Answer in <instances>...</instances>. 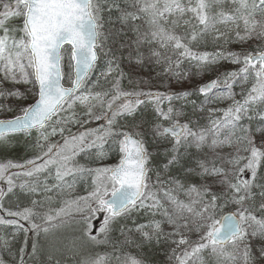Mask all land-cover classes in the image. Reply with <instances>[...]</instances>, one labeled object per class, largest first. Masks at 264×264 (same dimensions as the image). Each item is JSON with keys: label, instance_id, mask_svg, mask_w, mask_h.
I'll return each mask as SVG.
<instances>
[{"label": "snow or ice", "instance_id": "6c2138e0", "mask_svg": "<svg viewBox=\"0 0 264 264\" xmlns=\"http://www.w3.org/2000/svg\"><path fill=\"white\" fill-rule=\"evenodd\" d=\"M234 43L250 47L235 51ZM101 59L105 68L94 77ZM122 63L155 64L169 81L217 75L193 91L145 90ZM19 84L32 88L21 92ZM193 95L204 98L200 105ZM0 98L33 100L0 103L5 113L19 110L0 119V147L35 133L32 157L0 163V226L13 227V239L34 233L33 259L63 264L54 255L60 229L79 225L91 244H108L113 225L144 212L148 223L120 228L123 243H112L110 255L85 254L75 242L67 252L76 264H146L124 246L165 241L175 245L174 264H264V0H0ZM222 101L231 103L209 108L207 124L193 120L205 104ZM93 121L104 123L86 127ZM150 144L167 145L164 172L196 150L183 181L153 172ZM112 151L113 165L77 159L99 163ZM82 181L87 195L64 198ZM50 194L62 206L52 208ZM9 196L16 210L5 206ZM97 213L105 214L103 238L92 234ZM0 247L10 241L0 236ZM27 255L25 240L18 264H31Z\"/></svg>", "mask_w": 264, "mask_h": 264}, {"label": "rangeland", "instance_id": "374dc122", "mask_svg": "<svg viewBox=\"0 0 264 264\" xmlns=\"http://www.w3.org/2000/svg\"><path fill=\"white\" fill-rule=\"evenodd\" d=\"M17 23H19V22H17ZM129 35L131 36L130 33H129ZM229 47L232 50L241 51L242 47L243 48H249L250 45H243L242 46L240 44L234 43V44L230 45ZM209 50H211V49H209ZM124 65L126 66V67H124L125 73H132L133 74L132 78L134 79V77H135L134 73H133L134 70L132 68H130L127 65V63H124ZM147 65H148V68L151 67V76L152 77L149 78V79H151V82L148 84V87H150V88H147L145 90L151 89V90H154V91L158 90V91H161V92H167L165 90H167L166 86H168L169 83L174 84L175 87H178V86H183V85L188 86V84H190L191 81H193L196 84V85L195 84H191V88L194 87V90H195L198 87L202 86L204 83H207L209 80L214 79L215 76L217 75L216 72H211V73H207V74H199V75H190L189 79H187V80L178 82L177 80L172 79L171 81H174V82H169V79L166 76L160 75V73H161V67L160 66H157L155 64H147ZM97 67L98 68H97L96 74H94V77H95V75H97V72L99 74V72L105 68V64H103L101 67H99V66H97ZM223 67L232 68L234 66L230 65V64H225V65H223ZM122 84L126 88L130 87V85L128 84L127 79H125ZM158 85H161L163 87H159ZM4 86L6 88L13 87L11 84H5ZM15 87L18 88L21 92H25L27 89H31L32 85H30V84H19V85H15ZM236 89L235 90L237 92L240 91L239 88H236ZM191 91H193V90H191ZM239 98L240 97L237 96V99H239ZM32 102H33V100L31 98H26V99H24L22 101H18L15 98H8L7 100H4L3 98H0V103L8 104V105H10V106H12L14 108L16 107L17 104H20V105H23V106H27L28 104H30ZM229 103H231V102L230 101H222V102L213 103L211 105L205 104V106H204L205 110L203 112H198L197 113V114H199V117H200L199 122L202 123L204 121L205 124H207L208 116H209V112H208L209 108H216V107L225 108V107L228 106ZM200 104H198V105H200ZM17 114H19V110L18 109L15 112H8V113L0 111V119L13 118ZM196 115H194L192 117L194 121L197 119ZM103 123H104L103 121H99V122L93 121L92 124L86 125V127H98V126H100ZM73 131H76V128H73ZM16 136L17 137H15V139L12 142V144H10L8 147H6V148L0 147V163H6L9 160L14 161V162H23L24 160H26L27 158L32 157L35 154L34 149L32 147L33 138L35 137V133L32 134V137H25L23 134L22 135L17 134ZM77 159L79 160V162L81 164H87V165H90L92 167H98V166H104V165H113V164L118 163V158L115 157V156H112L111 154L109 155L108 158L104 159L103 161H101L99 163H97L95 161H92V160H89L88 158L84 157L83 154H81L80 157H77ZM154 162H155L154 159H152V163L151 164H156ZM154 172H156V171H154ZM150 175L152 176V180L155 181V179H156L155 175H153L152 173H150ZM161 179L165 180V178L162 177V176H161ZM49 182L51 183L52 181H49ZM0 186H5L6 187V185H3L2 183H0ZM88 190H90L89 184L87 182H83L82 181V182L78 183L77 187L71 193V197H64V198H74L76 196L87 195V191ZM50 195H54V194H50ZM160 195H161V197H163V192H161ZM179 198L180 199H186V197L185 198H181L180 195H179ZM62 199H63L62 197L54 195V201H53V203L51 205L52 208H57L59 206H62ZM14 200H16L15 197H12V196L6 197L5 206L6 207H11L12 210H16L15 209V204L14 203H12V204L9 203V201H14ZM18 201H19L21 207L27 206L29 204V199L24 194H19ZM233 210L234 209L232 207H229V208L224 209V212H229V211H233ZM101 214L103 216L105 215L104 213H101ZM97 217H98V213L93 218L92 223L94 222V220ZM157 218H159V217H157ZM76 219L77 220L80 219L79 215L76 216ZM149 219H150V217L148 216L147 213L141 212V213L135 214L130 219L124 220L122 224L113 225L112 227H113V229H115L114 227H117L116 230L120 232L119 229L124 227L125 225H126L127 228H134L135 225H138L140 223H148ZM22 223L24 224L25 228L29 227L27 222H22ZM165 229H166V231L168 230V226L167 225H165ZM70 230L71 231H76V232H78L79 234H81L83 236V233L80 231V226L79 225H71V226H69L67 228L60 229L58 231V233H57L56 238L61 236V235H63V234H65V233L71 235V232L69 233ZM14 231H16V230L13 227L0 226V236H3L5 238L8 237V235H7L8 233L11 234ZM15 236H18L19 239H20L19 245H17L19 250L21 248H25V240H27V246H30V247H31L32 243L35 240H37V237H35L34 233H32V232H28L27 234H25L23 231H18V232H16ZM121 239L124 240V236L121 235ZM84 242H88V240L86 239V240H84ZM39 243H40V245L42 247H45V248H47L49 250H51L52 247H53L50 244V242L45 241L44 238H42V239L39 238ZM67 244L70 246L71 242L67 241ZM159 244H155V245L158 246ZM76 245L81 249L83 246H85V243H82V241H78ZM81 245H82V247H81ZM169 245H171L170 250H172L175 247V245H172V244H169ZM128 246L130 247V245H128ZM92 248H94V247H92ZM55 249H57L56 246H55ZM92 251H95V249L92 250ZM3 252H4V248L0 247V260L3 261V264H18V259H13V258L9 259L8 257H6L3 254ZM30 253H31V251H29V255L26 256V260L31 261V264H55V262L49 260L46 255L37 254L35 259H33V257L30 255ZM63 261H64L63 264H76V258H74V257L73 258H69L68 255H66V257L63 258ZM166 261L168 262V264H173L172 261H170V259L169 260L167 259Z\"/></svg>", "mask_w": 264, "mask_h": 264}, {"label": "trees", "instance_id": "16d2710c", "mask_svg": "<svg viewBox=\"0 0 264 264\" xmlns=\"http://www.w3.org/2000/svg\"><path fill=\"white\" fill-rule=\"evenodd\" d=\"M131 34V33H130ZM104 64L103 59H101L100 63H99V67H101ZM124 63L121 64V67L124 69V67H126ZM134 70V80L137 81L138 83H141V86L144 87V89L150 88L148 87V84L151 82V67L148 68V65L145 66H136L134 68H132ZM96 74V73H95ZM98 75V72H97ZM124 82V81H123ZM122 82V83H123ZM169 82H174V81H169ZM191 84H195L193 81H191L190 84H188V86H178L175 87L174 84L169 83L168 86H166L167 90L165 91H172V92H182V91H191L194 90V87L191 88ZM196 85V84H195ZM159 87H163L161 85H158ZM237 90V89H236ZM191 100H194L196 102V104H200L201 101L204 99L202 96L199 95H193L190 98ZM211 105V104H209ZM189 115H192L191 113V106L188 107L187 109ZM198 113V112H197ZM196 113V114H197ZM195 114V115H196ZM196 118H199V114L196 115ZM200 124H205V122L203 121L202 123L199 122ZM167 145H153L150 144L149 145V151L151 153H153V159H154V163L156 164H151L152 168H153V172L154 171H159L161 176L165 178V181H168L170 179L177 178L180 179L181 181H183L184 176H185V172H186V168L188 166H194V159H195V155H196V150L190 149L189 150V154L187 156H185V158L182 160V166H177L172 168L170 171L168 172H164L163 168H164V164L166 162V158L165 155H163L165 149H166ZM224 151H228V149H225ZM152 163V162H151ZM153 174V173H152ZM191 183H202V181H200L199 177L196 176H192V179L190 181ZM178 195L181 196V198H185L183 192H178ZM163 198V197H161ZM226 213V212H225ZM116 230V229H114ZM71 232V235L69 234H63L59 237L56 238L55 240V246L57 247L56 251L54 252V255L58 258L61 259L63 261V258L66 257V255H68L69 258H73V256L67 252V249L72 245L73 242H75L77 244L78 241H82V243H85V246L82 247L81 245V251L85 254H98V255H105V254H111L112 253V247L111 244L112 243H121L123 242V239H120L121 242L118 239V233L116 231H111L109 233V243L108 244H100V245H94L91 244L90 241L88 240L87 242H84V239L82 237L81 234H79L76 231H69V233ZM114 232H116V235L114 234ZM10 233H8V237L7 239L10 241V247L8 249H4L3 254L8 257L9 259H18V246L20 239L18 236H15V239H13L12 237V233L9 235ZM41 239L43 238V236L40 237ZM97 238H103V234H101L98 231L97 234ZM67 241L71 242V245L69 246L67 244ZM50 244L52 245V243L50 242ZM91 244V245H90ZM170 243H167L165 241H161V243L156 246H152V247H147L144 246L142 248H144L142 251L140 248H136V247H132V246H124V251L126 253H130L133 256H137V258H144L146 260V264H168V262L166 261L167 259L170 261H172V263L174 264V261L170 258L171 257V250L170 247L171 245H169ZM94 248H92V247ZM95 251H92L94 250ZM139 249V251L137 250ZM29 251H31V247L27 246V252L29 253ZM141 251V252H140ZM70 255V256H69ZM17 257V258H16ZM64 262V261H63Z\"/></svg>", "mask_w": 264, "mask_h": 264}, {"label": "bare ground", "instance_id": "6f19581e", "mask_svg": "<svg viewBox=\"0 0 264 264\" xmlns=\"http://www.w3.org/2000/svg\"><path fill=\"white\" fill-rule=\"evenodd\" d=\"M112 156H115V157H117L118 158V154L115 152V151H112L111 153H110ZM114 231V230H113ZM114 234L116 235V232H114ZM83 237V239L84 240H86L87 238L86 237H84V236H82ZM86 238V239H85ZM118 239H119V241L121 242V233L119 232L118 233ZM123 243V242H122ZM140 249H141V251L144 249V248H142V247H140ZM138 251H139V249H137ZM140 251V252H141ZM171 252V251H170Z\"/></svg>", "mask_w": 264, "mask_h": 264}]
</instances>
